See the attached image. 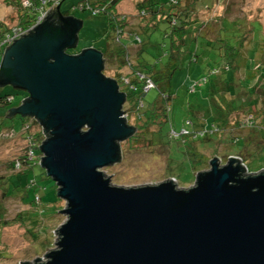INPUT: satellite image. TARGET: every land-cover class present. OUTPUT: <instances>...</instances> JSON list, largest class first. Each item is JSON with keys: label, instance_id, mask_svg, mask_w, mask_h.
I'll return each instance as SVG.
<instances>
[{"label": "water", "instance_id": "water-1", "mask_svg": "<svg viewBox=\"0 0 264 264\" xmlns=\"http://www.w3.org/2000/svg\"><path fill=\"white\" fill-rule=\"evenodd\" d=\"M52 13L0 61V86L28 94L11 116L43 127L39 166L65 203L55 249L24 264H264V169L213 157L189 188L111 183L103 169L135 133L122 113L126 95L104 75L101 51L65 53L81 24L61 31L60 15L46 21Z\"/></svg>", "mask_w": 264, "mask_h": 264}, {"label": "rangeland", "instance_id": "rangeland-1", "mask_svg": "<svg viewBox=\"0 0 264 264\" xmlns=\"http://www.w3.org/2000/svg\"><path fill=\"white\" fill-rule=\"evenodd\" d=\"M96 1L64 0L63 2L60 1L58 5L55 4V1L54 3L47 2V4H51L47 7V13L49 11L52 13L54 8H57L61 3L60 10L62 12L69 11L70 15L82 22V26L77 32L78 43L73 50L81 51L88 47L97 48L94 45L100 41L104 40V44L109 41L106 29L107 15L97 13L93 16L92 10L89 8L82 10L80 7L85 2L93 4ZM160 1L161 4H165L166 0ZM185 1L187 4L192 2V0ZM136 2L137 0H123L118 7L119 12L116 11V15L124 16L125 27L137 26L140 23L144 28H150L146 22L150 19L149 15L146 12L140 13L138 7L140 3L137 4ZM20 3H25V0H0V32L9 30L7 32L9 34L13 28H25L21 24V17L24 11L20 8ZM200 3L203 6H200ZM199 6L201 7L200 9H198ZM194 10L198 11V18L202 22L213 16L215 18L218 17L214 21L216 23L212 25L214 29H217L219 26L217 31H220V37L217 35L218 39L214 45L215 48L213 49L205 45L201 46V39L197 43L194 42L193 46L190 44L184 53L185 55L181 58L179 68L175 70L170 79L168 90L165 87L160 89V85L156 87L153 83L154 87L147 93H144L146 95L143 97V101L144 108H146L145 106L155 101H160V98L163 100L167 97L166 94H169L170 98L167 101L169 107L168 117L172 127L177 131H182V127H187L183 125V121L185 120L188 124L191 121L193 127L202 129L206 133L207 129L205 127L209 123L211 114L217 112L220 109L219 107L224 105V103H227V108L235 104H244L245 107H251V104L259 101L258 95L252 93L254 92L252 91L253 86L257 81L250 78V75L257 72L254 77H261L260 73L264 72V68L261 69L259 65V69H257L256 62H252L254 60L253 55L255 54L252 47H248L249 45H245L246 42H244L245 49H243L238 43L241 40L239 38L240 34H249L244 39L245 41L251 37L250 34L253 32L251 26L255 30L253 32V40L256 42L255 48L264 43V0H199ZM131 14L135 15L131 16ZM20 24L21 26H19ZM164 26L161 23L158 29L153 32L151 31L150 41L155 43L167 41L169 45L170 38H164V34L162 33ZM206 30L208 31L207 27L204 31ZM123 31L116 41L121 39L122 43L127 44L128 40L124 38L127 37L129 32L125 29ZM145 31L132 36L138 45L146 42L149 33ZM168 32H170L169 29ZM210 32L208 33L209 35L211 34ZM187 34L189 33L187 32ZM220 39L231 42V45L239 50L237 61L239 60L240 70L237 72L229 70L223 72L222 74L225 73L223 77L226 78V82L224 83L218 82L221 80V74L219 77L218 74L216 75L212 72L217 67V64L221 65L222 62L221 56L223 57V54L219 55L220 49L218 48V40ZM253 40H250V42H254ZM115 48L116 44L113 46V50ZM133 48L138 47L135 46ZM103 49L106 51V47ZM110 49H112V45H110ZM150 49L152 48L150 47ZM3 53H0V61ZM246 57L248 60L245 62L244 59ZM108 59L110 64L116 65L114 61H111L112 58ZM163 60H165V56H163ZM161 61L160 63H162ZM242 67L246 68L243 69ZM111 69L112 71H109L107 68L105 69V76L113 77L115 75L113 68ZM208 69H212L208 81L202 86L198 85L197 82L207 75ZM122 72L126 73L127 70L124 69ZM144 77L146 78V76L141 75V78ZM217 79L218 81L216 82ZM193 86H196L195 90H192ZM119 87L121 92L125 94V87L123 85H119ZM260 87H264V81L260 83ZM6 94L13 95V103L9 105V109L18 106L21 100L27 96H24L21 91H15L10 86L0 87V96ZM208 94H213L214 96L210 98L207 96ZM3 111L0 110V113ZM237 111L232 117L235 116L245 122L251 118V116L247 115L246 111H241L240 109ZM122 113L123 115L125 113L129 114V125L139 127L144 124V116L141 117L140 121H135V115L130 111L129 101L123 104ZM203 115L204 117H202ZM12 121L15 122L16 128L21 126L19 123L20 116L16 115L5 119V127H10ZM167 126H169V123ZM192 126H190V129ZM37 129V126H32L31 128L22 126L20 131L7 128L0 131V264H24L32 263L35 259H42L49 250L55 249V240L58 236L54 231L65 220V216L61 215L62 217L60 216L56 221L60 222L58 226L54 224L55 219L52 220L53 213L61 211L65 203L57 197L56 184L51 178L46 176L39 164L32 171L33 177L36 180L35 188L24 189L22 190V194L14 193L20 190L19 188L15 189L14 185L18 184L21 186L24 183V179L26 184L28 178L21 176L7 181L8 178L22 172L21 169H12L11 163H14L18 157L25 154L26 148H28L27 134L32 135L36 133ZM232 131H237V128H232ZM141 140L143 139L141 138ZM133 142L128 139L120 143V149L122 150L120 163L103 169L104 174L110 176L113 185L131 187L156 184L167 179H173L178 188H189L193 185L197 172L205 171L209 168L208 164H205L197 172L195 170L199 163L205 162L203 160L204 155H202L205 150L202 148L199 149V154L192 158L188 154L186 155L184 149H176L173 154L170 153V157L168 158L167 153L165 155L166 150L164 147H152L150 149L142 147V145L135 147ZM204 142H206V139ZM213 153L215 152L206 153L209 160L213 157L221 158V154H223V152L220 154L217 152V156H214ZM220 161L221 163L225 162V160L222 161L221 159ZM245 164L249 173L264 169V150L253 155L251 158L247 157ZM170 176H174L175 178H171ZM35 193L41 196V203L33 201L26 204L31 202ZM21 199H23L25 204ZM57 201H59L58 204H56ZM55 205L59 209L56 212L55 208H51ZM42 209L46 216L42 217Z\"/></svg>", "mask_w": 264, "mask_h": 264}, {"label": "trees", "instance_id": "trees-1", "mask_svg": "<svg viewBox=\"0 0 264 264\" xmlns=\"http://www.w3.org/2000/svg\"><path fill=\"white\" fill-rule=\"evenodd\" d=\"M61 1L63 2L64 0ZM121 1L123 0H97L93 4L85 2L80 5V7L82 10H85L89 7L91 8L90 10L99 9V14L107 15V39L112 45V49H110L109 47L108 49H106V51H104V49H102L101 51L103 55V73L105 72L106 68L109 71H112L111 68H113L115 75L109 78L115 80L119 85H123L125 87V102L129 101L130 111L135 115V121H140L142 119L141 117L144 116L143 125H140L139 127L130 125L135 128V133L128 139L130 141H134L133 144L135 147H139L140 145H142V147H148L149 149L152 147H164L166 150L165 155L167 153L168 158L170 157V153L173 154L176 149H184L186 155L188 154V156L192 158L197 156V154H199V149L202 148L203 150H205L204 154H202L204 155L203 160L205 162L199 163V165L196 166V172L201 169L203 165L208 164L209 157L206 156V153L212 151L215 152L213 153L214 156H217V152H219V154L223 152L220 158L222 161L226 160L228 157H234L239 159L246 166L245 159L247 157L251 158L253 155L264 150V87H260V83L264 81V75L261 77H254L257 72L255 74L251 73L252 75H250V78H255V80L257 81L253 86L252 91L254 92L252 93H256L259 97V101L257 103L251 104V107H245L244 104H235L232 107L227 108V103H224V105L219 107L220 109L217 112L211 114L209 123L205 127V129H207V131H205L206 133H204L202 129L193 127L191 121H189L188 124L184 120L183 125L187 127H182V129L187 130L188 134L185 136H177L175 138L173 136L170 137V133L172 131L176 133L180 132L173 128L171 122L169 121V107L167 105V101L170 98V95L163 92L167 95L165 99L162 100L160 98V101L158 100L150 103L148 106H145L146 108H144L143 89L149 83L148 80H151L156 85V87L157 85H160V89H162V87H165L168 90L170 86V79L172 78L175 70L179 68L181 64V58L185 55L184 53L186 49L189 48L188 46L190 44L191 46H193L194 42L197 43V41L201 39V46L205 45L214 49V45L218 39V36L220 37V31H217L219 26L217 29H214L212 25L216 23L214 21H216L218 17L215 18L213 16L210 17L207 22H201L198 18L199 15L197 10L201 8L200 6H203L201 5L202 3H200V6L197 10H194V7L196 6V3L199 2V0H192V4L190 3L191 5L187 4L186 1L184 2V0H166L165 4H161L160 0H143L140 3V6H138L139 12H146L149 17H151L150 23H148L150 30H147L146 33H148L149 31L153 32L154 30L158 29L159 25H161L162 23L165 25L162 30L164 38H170L169 45L167 41H161V43L154 42V46H152V49H150L149 52L145 54L144 52H142V49H140V51L129 50L127 44H124L120 41L121 39L116 41L117 31L120 30V33H123V30L126 28L124 16H117L115 10V7ZM35 4L38 5L39 1L30 0V6L26 7H24L22 3L19 4L20 8L24 11L23 16L21 17L22 26L26 27L32 24L38 16V13L35 11V9L33 10ZM50 5L51 4H47L46 7ZM57 9L58 8H56V10L49 17V19L52 20H46L48 21V24H52V22H54L59 15L62 17L74 18V16L70 15L69 11L62 12L61 10H59L58 12ZM213 14L215 13L213 12ZM95 15L96 14H94L93 16ZM79 22L82 25V22ZM21 24L19 26H21ZM206 27L208 28V31H204ZM251 28L254 31V27L251 26ZM168 29L170 30V32H168ZM8 31L9 30H3L2 32H0V40H2V38L7 34ZM209 31H211L210 35L208 34ZM187 32L189 34H187ZM133 35L135 36L136 34ZM250 35L252 37L253 32ZM247 36H249L248 33H244L243 35L240 34V42L238 43L236 41L241 47H243V49H245L243 45L245 41L244 39ZM218 41V48L220 49L219 55L222 53L223 57L221 56V65L217 64V67L212 72L216 75L218 74L219 77L221 74V80L218 81L217 79L216 82L218 81L224 83L226 82V78L223 77V75L225 74H222L223 72L227 70L237 72L240 70V68H238L239 60L237 61L239 50H237L235 46H232L231 42H227L225 39H220ZM115 44L116 48L113 50V46ZM139 46L141 48L142 46H144V43ZM9 47H7V49ZM142 53L145 54V58H142L143 60H140L139 55L141 56ZM163 56H165V60H163ZM108 58H112L111 61H114L116 65L110 64ZM157 61H159V63H157ZM160 61L162 63H160ZM256 67L257 69H259L258 66ZM123 68H126L128 70V73L125 75L122 72ZM211 70L212 69H208L207 75L199 82H197L198 85L202 86L208 81ZM141 75L146 76V78H140ZM130 88H132L133 91H131ZM195 88L196 86H193L192 90H195ZM14 90L23 92L25 96L26 92L24 93V91L18 89ZM207 96L211 98L214 95L208 94ZM12 103L13 95L6 94L0 96V110H4L0 113V131L4 128L20 131L22 129V126L27 128L37 126L38 122H36L33 118L20 116V127H15V122H13L14 120L12 121L10 127H5V119L13 117L11 116V110L13 109V107L9 109V105H11ZM238 109H240L241 111H246L247 115L251 116V118L245 122L235 116L232 117L233 114L238 112ZM125 115V119L128 123L130 119V117L128 118L129 114L125 113ZM202 117H204V115ZM168 123L169 126H167ZM190 126H192L191 129ZM234 127L237 128L238 132L232 131V128ZM41 129H43L42 126L40 129L38 127V129L35 131L36 133L32 135L27 134L26 138L28 140L31 139L32 142L29 144L30 147L26 148L24 155H21L15 160L14 163H11L12 169H15V164H19L21 168H19L18 170L21 169L22 172L14 177L12 176L11 178H8L7 181L14 180L15 177L21 176H26V178H28L26 184V181L24 179V183H22L21 186H19L18 184L14 185L15 189H20L15 191L14 193L22 194V190H29L31 188H35L36 186V180L33 177L32 171L34 167L38 166V159H28L27 152L30 149V151H33L34 156H40L37 145L42 141ZM141 138L143 140L140 141ZM205 139L206 142L203 143ZM120 156L122 158L121 149ZM120 161L118 163H120ZM170 177L173 178L174 176ZM21 200L25 204L23 199ZM33 201H37L40 204L41 196L38 193H35V196L31 200V202H28L26 204L32 203ZM58 203L59 201L56 202V204ZM51 208H55V212L56 210H59L56 208V205ZM42 212L44 214L43 209ZM59 213L60 210L58 211V213H53L52 216V220L55 219L54 224L56 226H58L60 223L56 222L61 216V213ZM43 214L42 217L46 216V214ZM56 216L58 217L56 218Z\"/></svg>", "mask_w": 264, "mask_h": 264}, {"label": "built area", "instance_id": "built-area-1", "mask_svg": "<svg viewBox=\"0 0 264 264\" xmlns=\"http://www.w3.org/2000/svg\"><path fill=\"white\" fill-rule=\"evenodd\" d=\"M38 1H39V4L33 7V10L35 9V11L38 13V16L36 17L34 22L32 24H30V26H28V27H25V28H21V27L13 28L9 34L7 33L2 38V40H0V51L2 49H5V48L9 47L13 43V40L20 39L21 36L24 35V34L28 35L29 34V32H28L29 30L30 31L33 30L34 27H36L38 24H41V22H43L44 18H46V14H47V11H48L47 9H45V8H47L46 5H47L48 1L53 2V3L55 1V4L58 5L61 0H38ZM22 4H23L24 7L30 6V0H25V3H22ZM89 9H91V8L89 7ZM98 12H99V9L92 10V14L93 15L97 14ZM119 34H120V30L117 31V34H116L117 38H119ZM140 78H141V76H140ZM148 81H149V83L143 89L144 93H147L151 88L154 87L153 82L151 80H148ZM130 90L133 91L132 88H130ZM124 117H126L125 114H124ZM38 127H39V129L41 128V126H38ZM41 131H42V139L41 140L43 141L45 139V134L43 132V129H41ZM170 134H171L170 137L173 136L175 138L177 136H181V135L185 136V135H187L188 131L183 129L179 133H176V132L172 131ZM27 142H28V148H29L30 147L29 144L32 143L31 139L27 140ZM41 142L37 145L38 148H39ZM27 156H28V159L37 158L38 159L37 160L38 164L41 162V155L37 156V157L34 156L33 151H30V149L27 152ZM19 167H20L19 164L15 165V169L17 168V170H18Z\"/></svg>", "mask_w": 264, "mask_h": 264}, {"label": "crops", "instance_id": "crops-1", "mask_svg": "<svg viewBox=\"0 0 264 264\" xmlns=\"http://www.w3.org/2000/svg\"><path fill=\"white\" fill-rule=\"evenodd\" d=\"M140 1L141 0H137V4H139L140 3ZM122 2V1H121ZM121 2L115 7V10L117 11V12H119V10H118V7H119V5L121 4ZM135 3V2H134ZM133 3V4H134ZM132 4V6H134ZM139 6H140V4H139ZM137 13H138V11H137ZM136 14V13H135ZM135 14H131V16H134ZM129 15V14H128ZM137 15V14H136ZM150 19H151V17H149ZM150 19H148L146 22L147 23H150ZM210 19V18H209ZM208 19V20H209ZM208 20H206V21H208ZM202 22V21H201ZM82 26V25H81ZM81 26H80V28H81ZM107 29V28H106ZM156 29V28H155ZM125 30L126 31H128L129 32V34H127V37H125L124 39H126V40H128V43H127V47H128V49H130V50H133V51H135V50H138V51H140V49H142V52H144L145 54L147 53V52H149V50H150V47L152 48V46H154L153 44H154V42H152V41H150V36H151V32L149 31L148 33H149V36H148V38L146 39V42H144V46H142L141 48H140V46L136 43V41L133 39V37H132V34H138V33H141V32H143L144 30H150L148 27H146V28H144L143 27V25L142 24H140V23H138L137 24V26H133V27H126L125 28ZM153 30V29H152ZM145 31V32H146ZM255 31V30H254ZM253 31V32H254ZM134 36V35H133ZM250 40H253V35H252V37H249L248 39H247V41H244V42H246L245 43V45H249L248 47H252V50H253V52H255V54L253 55L254 56V60L252 61V62H256V66H258L259 67V65L261 66V69L262 68H264V43H262V44H260L259 46H257V48H255V45H256V42L254 41V42H250ZM77 43H78V36H77ZM110 42L108 41V42H106L105 44H104V40L103 41H100L99 43H97V44H95L94 45V47L95 46H97V50H99V51H102V49H103V47L105 48L106 47V49H108L109 47H110ZM135 46H137L138 48H133V47H135ZM254 47V48H253ZM89 48V47H88ZM157 48V47H156ZM247 49V48H246ZM156 50V49H155ZM143 54V53H142ZM142 54H141V56L139 55V59L140 60H143L142 58H145L144 56H145V54H143V57H142ZM135 57H137V56H135ZM150 58V57H149ZM262 58H263V61H262ZM248 60V58L246 57L245 59H244V61L246 62ZM183 67V66H182ZM181 67V68H182ZM238 68H240L239 67V63H238ZM243 69H245L246 67H242ZM124 69H126V68H123V70ZM183 69V68H182ZM127 70V69H126ZM128 73V70H127V72L126 73H124L123 72V74L125 75V74H127ZM130 74V73H129ZM260 75L261 76H263L264 75V72H262V73H260ZM253 80H255V78H253Z\"/></svg>", "mask_w": 264, "mask_h": 264}, {"label": "flooded vegetation", "instance_id": "flooded-vegetation-1", "mask_svg": "<svg viewBox=\"0 0 264 264\" xmlns=\"http://www.w3.org/2000/svg\"><path fill=\"white\" fill-rule=\"evenodd\" d=\"M59 17H60V21H59V24L56 27H59L61 29V31H66V26L69 25V24H71V22H69V21H72L73 22L74 18H71V17H62V16H59ZM61 21L65 22V24H63ZM73 49H65V53H67L69 55H72V54H78L80 52V51H76V50H73ZM25 95H27L25 98H28V94L25 93ZM14 116H16V115H14Z\"/></svg>", "mask_w": 264, "mask_h": 264}, {"label": "clouds", "instance_id": "clouds-1", "mask_svg": "<svg viewBox=\"0 0 264 264\" xmlns=\"http://www.w3.org/2000/svg\"><path fill=\"white\" fill-rule=\"evenodd\" d=\"M62 2V1H61ZM58 8V7H57ZM12 45V44H11ZM6 50V48L5 49H2L1 51H0V53H3V51H5ZM3 55V54H2ZM119 86V85H118ZM119 90H120V88H119ZM125 91L124 92H126V89H124ZM121 91V90H120ZM146 95V94H145ZM145 95H143V96H145ZM20 104V103H19ZM32 118V117H31ZM39 124H37V126H38ZM39 126H41V125H39Z\"/></svg>", "mask_w": 264, "mask_h": 264}, {"label": "bare ground", "instance_id": "bare-ground-1", "mask_svg": "<svg viewBox=\"0 0 264 264\" xmlns=\"http://www.w3.org/2000/svg\"><path fill=\"white\" fill-rule=\"evenodd\" d=\"M90 48V47H89ZM95 49V48H94Z\"/></svg>", "mask_w": 264, "mask_h": 264}]
</instances>
